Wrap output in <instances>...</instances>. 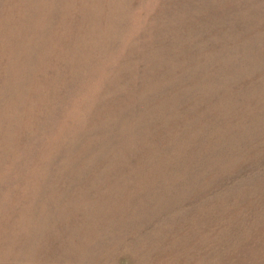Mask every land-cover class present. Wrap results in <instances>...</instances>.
Wrapping results in <instances>:
<instances>
[{
  "label": "rangeland",
  "instance_id": "374dc122",
  "mask_svg": "<svg viewBox=\"0 0 264 264\" xmlns=\"http://www.w3.org/2000/svg\"><path fill=\"white\" fill-rule=\"evenodd\" d=\"M0 264H264V0H0Z\"/></svg>",
  "mask_w": 264,
  "mask_h": 264
}]
</instances>
